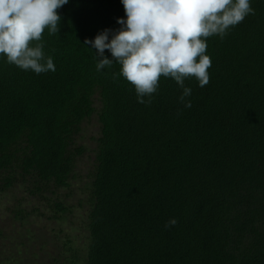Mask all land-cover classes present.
Wrapping results in <instances>:
<instances>
[{
  "label": "trees",
  "instance_id": "16d2710c",
  "mask_svg": "<svg viewBox=\"0 0 264 264\" xmlns=\"http://www.w3.org/2000/svg\"><path fill=\"white\" fill-rule=\"evenodd\" d=\"M250 3L254 15L207 38L210 81L185 80L190 107L171 78L141 104L114 79L118 63L97 71L84 41L121 27V0H69L58 10L59 33L43 34L55 71L0 56V193L21 183L46 200L68 188L84 153L81 124L93 114L100 124L84 255L70 247L61 256L27 230L0 264H264V0ZM12 213L24 223L26 212Z\"/></svg>",
  "mask_w": 264,
  "mask_h": 264
},
{
  "label": "clouds",
  "instance_id": "9594fccd",
  "mask_svg": "<svg viewBox=\"0 0 264 264\" xmlns=\"http://www.w3.org/2000/svg\"><path fill=\"white\" fill-rule=\"evenodd\" d=\"M69 0H0V56L9 64L36 74L55 71L44 52L43 34L60 31L58 10ZM126 19L121 27L105 29L84 44L96 49L97 71L118 63L141 104L152 102L160 79L171 78L183 89L180 101L191 95L185 80L195 78L200 87L210 81L211 58L207 38H224L228 30L255 14L250 0H121ZM112 38L109 40V35ZM111 53L112 59L104 55ZM144 97L149 99L145 101ZM175 219L168 226H174Z\"/></svg>",
  "mask_w": 264,
  "mask_h": 264
},
{
  "label": "rangeland",
  "instance_id": "374dc122",
  "mask_svg": "<svg viewBox=\"0 0 264 264\" xmlns=\"http://www.w3.org/2000/svg\"><path fill=\"white\" fill-rule=\"evenodd\" d=\"M99 130L96 114L81 124V132L75 142L84 148V153L75 164L68 188L57 189L55 193H44L46 200L30 196L21 183H16L8 191L0 193V251L6 246L11 247L12 243L21 246L29 230L28 235L41 236L42 242L48 244V249L60 253L61 256L68 255L71 252L70 247L79 257L84 255L87 197ZM55 201L61 203L67 211H56L53 206ZM16 209L26 212L22 224L14 219L12 210Z\"/></svg>",
  "mask_w": 264,
  "mask_h": 264
}]
</instances>
